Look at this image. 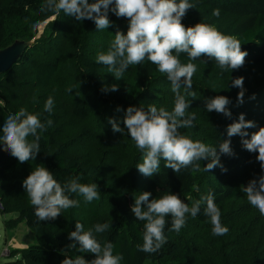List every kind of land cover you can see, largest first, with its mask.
I'll return each instance as SVG.
<instances>
[{
  "label": "trees",
  "instance_id": "obj_1",
  "mask_svg": "<svg viewBox=\"0 0 264 264\" xmlns=\"http://www.w3.org/2000/svg\"><path fill=\"white\" fill-rule=\"evenodd\" d=\"M89 2L91 3L93 0H89ZM191 2L195 4V7L189 9L182 18L185 27L194 26L197 23L213 25L221 33L234 36L241 42L242 50L248 53L244 66L232 72L222 71L214 59L210 60L207 56H201L198 60L191 61L197 65L191 89L196 92V103L201 102V105L206 106V101L216 95L228 97L231 78L233 79L234 75L250 74V82H252L248 87L250 91H253L255 87L257 89L262 87L261 80L264 79V0H191ZM41 3L43 0H0V29L9 12L25 19L30 15V9ZM217 8L220 9L219 17L212 15L213 10ZM61 13L63 14V12ZM109 19L112 21L111 26L106 30L98 31L92 20L77 21L74 17L64 14L58 18L66 23L67 27L65 32L58 33L59 46L68 41L65 37L70 35L73 38L69 42L81 46L82 49L83 44L84 47L85 45L89 46L88 53L80 56L79 62H75L76 67L72 73V80H68L70 89L76 91V95L69 101L53 93L54 90L51 88L54 77L59 73L63 63L62 57L56 53L47 54L48 49L53 45L52 41L45 43L44 54L47 55L42 59L26 63L29 67L25 70L26 64L20 63L19 65L23 68L21 74H17L16 66L2 74L4 76L0 79V90L4 89L3 86L12 89L10 98L18 110L27 108L29 112L38 114L42 122L48 118L53 120V126L48 127L47 131L40 134L41 150L38 154L45 167L61 183L77 176L80 177L81 183L92 182L89 180L84 164L76 157L67 156L69 143L60 138L63 130L64 105H68L70 113L78 120L86 119L97 113L101 116L100 120L103 119V122L108 125L109 117L113 111L118 113L128 106L147 108V105L152 103L158 107L171 100L174 94L171 91V82L165 75L157 71L154 64L148 61L142 65L129 66L125 73L131 77L132 87H129L117 104H114L112 99L102 91L100 80L109 70L107 66L95 63L97 54L108 50L117 30L126 34L128 29L127 19L117 18L112 13H109ZM60 41L63 42L60 43ZM79 53L82 55L81 52ZM179 58L182 63L189 62L186 54H181ZM6 74L8 75L5 77ZM180 91L185 92L184 88H181ZM50 96L54 100L51 114L44 111V104ZM1 107L0 105V130H2L6 119ZM118 107L119 111H117ZM219 119L225 123L227 128L238 118L235 115L228 118L221 114ZM118 124L124 128V133H120L117 140L125 144L130 135L123 124V119L118 120ZM226 128L224 134L227 135ZM209 131L214 134L209 136L208 141L211 142V146L218 147L219 143L223 141L224 134L216 127ZM183 135L193 141L204 143V138L201 139L197 134L185 132ZM29 138L34 139L33 136H29ZM231 138L235 139L237 143L231 147L234 155H220V163L227 171H222L217 166L210 172L184 169L178 174L171 168L165 167V162L162 159L159 173L147 177L144 187L158 198L165 192L177 194L189 206L193 201L209 192H213L218 208L229 204L239 205L241 201L239 208L243 207V210H239L240 216L224 218L226 227L229 229L228 239L237 237V242L240 243L241 240L255 239L258 235L256 221L252 222L249 228L238 232L240 227H244L248 223L249 215L257 210L248 203L246 195L241 190V186H247V179L256 160L254 153L243 149L241 137ZM217 151L219 152V148ZM208 162V160L201 161V169ZM30 164L31 160L26 163L18 162L8 152L3 151L0 146V199L4 204L3 212L10 211L12 200L18 201L20 207L17 209L19 215L16 221L25 220L40 241L39 244L31 245L23 250L20 258L7 264H61L65 255L62 250L57 248L56 243L62 229V221L59 217L37 221L32 205L24 202L23 180L26 178ZM98 191L100 198L91 203L86 202L82 196H75L93 217H97L101 207L106 204L115 210L117 221L111 224V230L101 234L99 239L102 242L109 240L114 244V254L123 256L121 264H145L146 261H151L150 264H197L199 262L197 254L184 253L177 247V241L173 240L174 232L168 230L171 226L170 216L166 218L168 223L165 228L168 242L163 248L155 254L139 251L138 246L143 244L145 222L137 220L131 211V207L134 205L133 193L123 189L120 192L115 190V195L109 196L100 189ZM194 219L197 221L209 219L204 213V206L201 207ZM260 232L264 233V228ZM249 259V254L245 253L242 257H236L234 263L244 264L246 262L248 264Z\"/></svg>",
  "mask_w": 264,
  "mask_h": 264
},
{
  "label": "clouds",
  "instance_id": "obj_2",
  "mask_svg": "<svg viewBox=\"0 0 264 264\" xmlns=\"http://www.w3.org/2000/svg\"><path fill=\"white\" fill-rule=\"evenodd\" d=\"M191 0H43L39 8L40 13H50L59 17L60 13L72 16L77 21L92 20L98 31L108 29L112 21L109 13L117 18L128 20L126 34L117 30L114 40L106 52L97 54L95 63L107 66L116 80H121L124 73L132 65H142L145 61L156 66L157 71L171 82L174 96L172 111L164 107H157L155 103L144 107L129 106L123 124L136 148L143 152V162L136 165L138 171L152 177L159 173L161 160L165 167L180 173L184 169L192 171L210 172L219 166L227 171L220 163V155L233 156L231 137H241L243 149L249 153H256L262 174L241 186L248 203L259 210L264 216V127L249 133L248 129L256 128L254 121L246 120L245 114L240 113L238 119L226 128L229 139L223 140L218 147L207 145L201 141H193L180 133L181 128L193 127L195 113H189L190 100L196 98L192 91L193 76L197 72V65L191 61L207 56L216 62L222 71L239 70L245 64L248 55L242 50L241 42L232 35L221 33L216 27L206 23H197L185 27L182 18L187 11L194 8ZM213 16L219 17L220 9H214ZM33 30L40 28V22L32 24ZM186 54L188 63H182L180 55ZM232 87L238 88L237 103H244L246 89L244 77L231 78ZM184 88L185 94H181ZM115 92L117 84L106 86L102 91ZM255 99V94L251 97ZM231 103L229 97L216 95L206 101V111H215L231 118L232 112L228 108ZM3 104V101H0ZM54 100L50 96L44 104V111L51 114ZM120 108H117L119 111ZM53 120L48 118L41 121L38 114H33L27 108H20L14 114H9L4 120L0 146L20 163L35 160L40 152V134L53 126ZM113 132L124 133V128L110 119ZM39 130V132H38ZM34 139L29 141L28 137ZM219 148V152L217 151ZM209 162L201 169V161ZM23 188L34 209L37 221L56 219L63 211L79 206V200L72 199V194L82 196L91 203L100 198L96 183H81L80 177L70 178L64 183L54 178L53 173L45 166H37L23 180ZM152 193L142 192L134 198L132 213L137 220L145 222L143 227V244L138 250L148 253H158L168 242L165 228L167 217H171L170 232L179 233L186 226L188 217H197L201 207L209 218L214 236H223L229 229L221 223V211L215 202L213 192L202 195L192 202L185 203L177 194L165 192L160 198L149 199ZM109 223H97L87 231L84 225L76 222L75 231H71L68 239L72 243L66 246L63 254L65 258L61 264H121L123 256L114 254V244L109 240L97 239L96 234H104L111 230ZM77 242L79 247H77ZM73 249L80 253L93 254L94 259L85 260L82 255H69Z\"/></svg>",
  "mask_w": 264,
  "mask_h": 264
},
{
  "label": "rangeland",
  "instance_id": "obj_3",
  "mask_svg": "<svg viewBox=\"0 0 264 264\" xmlns=\"http://www.w3.org/2000/svg\"><path fill=\"white\" fill-rule=\"evenodd\" d=\"M41 4L30 9L28 18L24 19L10 12L5 16L3 26L0 29V79L4 76L2 74H5L6 71L8 72L9 69L12 70L16 66L17 74H21L23 68L19 65L20 63H33L42 59L47 54L53 55L56 53L62 57L63 63L60 66L59 73L54 77L51 88L54 90L53 93L69 101L76 95V91L70 89L68 80H72V73L76 67L75 62H79L80 56L88 53L89 46L85 45L84 47L83 44L82 49L81 46L75 45L71 41L69 42L73 38L72 35L65 37L68 41L59 46L58 33L65 32V28L67 30L66 23L58 20L59 17H53L50 13H40L39 8ZM62 15L60 13L59 16ZM36 21L40 22V28L33 30L32 24ZM49 41H52L53 45L48 49V53L44 54L45 45ZM28 67L29 65L26 64L24 70ZM240 76L244 77V88L246 89L244 103L238 105L237 93L239 89L232 87L231 84L228 92L231 103L228 105V108L232 112V115H235L237 118L240 113H244L246 120L256 123V128L247 130L251 133L257 131L259 127H264V79L261 80L262 87H258V89L255 87L253 91H250L248 88L252 83L250 82V74L234 75L233 79ZM131 81V77L127 73H124L121 80H116L113 74L107 71L100 80V86L103 89L112 84L118 85V90L115 92L110 90L107 92L103 91L112 99L114 104H117L124 97L129 87H132ZM3 88L0 90V101H3V104L0 105L2 106V112L7 118L9 114H14L18 109L10 98L12 89L5 86ZM48 91L50 92V90ZM181 94H185V92H181ZM253 94H255V99H251ZM174 96L175 94H173L171 100L167 101L164 105L158 106V108L164 107L166 110L172 111L174 108ZM186 98L190 100V108L187 111L195 113L196 119L193 121V127L181 128L179 129L180 133L190 132L197 134L201 139L204 138L205 144L211 145L208 138L214 133L209 130L216 127L223 134L225 132V123L219 119L221 114H217L215 111L208 113L206 106L201 105V102L196 103V99L193 101V99ZM127 108L118 113L113 111L109 120L114 119L118 123V120L124 119ZM64 111L62 116L63 130L60 138L69 143L67 156L76 157L84 164L89 175V180L92 181L91 183H96L98 188L109 196L115 195V190L120 192L125 189L133 193L135 198L140 193L147 191L144 187L147 177L142 175L136 168L137 164L143 162L144 154L136 148L135 142L131 137L126 139L125 144L118 142L117 138L120 133L113 132L112 125L110 123L108 125L105 124L103 119L100 120L101 116L97 113L90 115L86 119L78 120L70 113V108L67 104L64 105ZM226 139H229V137L224 134L223 140ZM230 139L231 147L237 145L235 139ZM28 140L31 141L29 137ZM256 155L254 153L255 160ZM37 166H45L39 154L35 160H31L26 178ZM261 174L260 164L256 161L255 165L251 168V174L247 181L249 182L252 179L258 178ZM24 194L25 204H30L27 194ZM70 198L79 200L75 194H72ZM154 198L158 199L152 193L149 199ZM11 205L9 212L0 213V264H7L20 258L23 250L31 245L40 243L36 233L27 225L25 220L16 221L19 215L17 209L20 207V203L12 200ZM239 206H241V201L239 205L229 204L219 208L221 211V223L224 226H226L224 218L230 219V217L235 215L240 216L239 210H243V207L239 208ZM252 213L249 215L248 223L244 227H240L238 232L247 227L249 228L252 222L256 221L258 235L255 239L248 241L241 240L239 243L237 242V237L228 239L227 234L214 236L209 219L197 221L189 216L186 226L179 233L174 232L173 240L177 241V247L184 253L197 254L199 257L197 264H235V258L242 257L245 253L249 254L250 259L247 261L248 264H264V233H259L264 228V216L259 213L258 209ZM59 219L62 221V229L56 246L60 250H65L66 246L72 243L68 239V235L71 231H75L77 221L83 224L85 231H87L97 223L114 224L117 221V213L110 205L106 204L101 207L99 215L93 217L88 209L79 201L78 207L63 211ZM94 235L98 239L101 237V234L94 233ZM77 247H79L78 242ZM69 255L72 257L82 255L88 261L94 257L90 253H79L76 249L70 251ZM150 263L151 261L145 262V264ZM244 264L247 263L245 262Z\"/></svg>",
  "mask_w": 264,
  "mask_h": 264
},
{
  "label": "built area",
  "instance_id": "obj_4",
  "mask_svg": "<svg viewBox=\"0 0 264 264\" xmlns=\"http://www.w3.org/2000/svg\"><path fill=\"white\" fill-rule=\"evenodd\" d=\"M4 211V204L3 201L0 199V213Z\"/></svg>",
  "mask_w": 264,
  "mask_h": 264
}]
</instances>
